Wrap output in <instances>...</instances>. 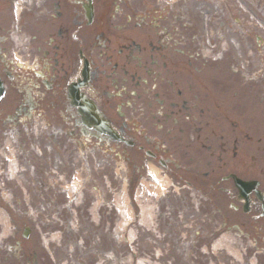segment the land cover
Here are the masks:
<instances>
[{
    "label": "flooded vegetation",
    "instance_id": "obj_1",
    "mask_svg": "<svg viewBox=\"0 0 264 264\" xmlns=\"http://www.w3.org/2000/svg\"><path fill=\"white\" fill-rule=\"evenodd\" d=\"M249 12L264 0H0V139L86 162L121 155L129 187L151 163L178 185L170 214L196 195L222 227L264 243V166L248 150L241 160L239 125L208 85L221 63L203 53Z\"/></svg>",
    "mask_w": 264,
    "mask_h": 264
},
{
    "label": "rangeland",
    "instance_id": "obj_2",
    "mask_svg": "<svg viewBox=\"0 0 264 264\" xmlns=\"http://www.w3.org/2000/svg\"><path fill=\"white\" fill-rule=\"evenodd\" d=\"M252 21L255 26H250L249 29L234 28L239 32L240 39L234 38L236 40L230 43L225 41L220 45L224 53L222 55L224 57L222 63L227 64L230 68L232 66L233 69L237 70V72L232 73L225 67L223 72L220 73V81L225 85H231L229 91H237L238 95L244 94L245 97L241 98V103L247 107V110L245 119L242 120H246L248 123L246 127L250 128L249 119H254L255 133L259 137L264 138V23L256 16L252 18ZM224 31L226 38L236 37V34H231L232 29H225ZM242 31L243 36L241 39ZM246 34H249L251 37L249 38L250 44L244 43ZM208 70L209 74L214 73L210 65ZM243 142L245 143L241 146L243 149L249 151L256 149L257 154H259L258 156H263V139L261 143L259 141L256 143V140ZM259 148L261 149L258 150ZM16 149L18 158L17 164H14L19 165L20 152L18 147ZM261 159V163H263L264 158ZM38 201L40 203L37 207L40 209L44 206L45 201ZM55 202L58 204L60 201L56 200ZM50 208L53 209V206H50ZM42 209L45 212V208ZM39 211L41 210L35 209L30 218L17 219L15 221L5 219L2 211H0V264H25L23 262L24 257L21 256L19 248L28 250V264H33L31 258L32 252L36 254L37 264H80L79 253L85 249L80 248L83 244L85 246H93L95 243L96 247H98L96 240L92 237L58 236L55 233L58 227L53 223L47 226L52 230L48 232L46 221L42 220V214ZM61 216L67 218V213H63ZM76 222L74 220L72 223L76 224ZM24 227L30 228L28 237L25 239L21 237ZM13 233H16L15 239L21 242V247L14 246L15 239L10 237ZM113 237L120 240L119 235ZM91 240L93 243H90ZM246 244L249 243L247 242ZM164 250L162 261L164 259L168 261L167 256L169 253L174 260H178L180 255L176 253V250L172 248H165ZM262 251H264V248H258L257 250L255 248H246L245 244H240L234 241L231 236L224 235L213 243L212 248H184L185 256L181 257V261L184 260L186 264H202L205 261H209L210 264H256V261L264 264ZM82 258H85V256ZM96 260H98L97 257L92 259L93 264ZM181 261L179 264H181ZM87 264H90V262ZM137 264L144 263L138 260Z\"/></svg>",
    "mask_w": 264,
    "mask_h": 264
}]
</instances>
